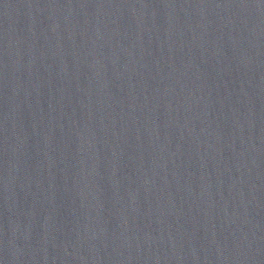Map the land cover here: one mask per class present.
I'll use <instances>...</instances> for the list:
<instances>
[{
    "label": "water",
    "instance_id": "95a60500",
    "mask_svg": "<svg viewBox=\"0 0 264 264\" xmlns=\"http://www.w3.org/2000/svg\"><path fill=\"white\" fill-rule=\"evenodd\" d=\"M0 264H264V0H0Z\"/></svg>",
    "mask_w": 264,
    "mask_h": 264
}]
</instances>
